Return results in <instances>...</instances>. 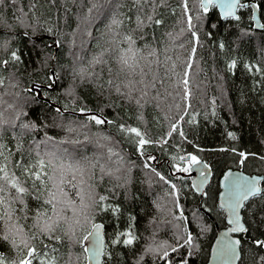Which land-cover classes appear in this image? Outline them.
Masks as SVG:
<instances>
[{"label": "trees", "instance_id": "trees-1", "mask_svg": "<svg viewBox=\"0 0 264 264\" xmlns=\"http://www.w3.org/2000/svg\"><path fill=\"white\" fill-rule=\"evenodd\" d=\"M241 1L256 2L264 23V0ZM188 3L198 41L188 31L183 0H158L154 13L150 5L147 10L163 23L145 27L143 40L136 33L139 45L147 43L158 53L157 57H149L152 76L157 79L143 107L129 103L107 85L104 94H99L98 84L107 81L109 74L102 71L105 66L92 61L108 47L112 33L107 28L110 18L91 19L95 12L88 14V0H17L15 4L5 0L0 5V19L6 21L0 24V61H9L7 65L0 64V120L4 121L0 124V144L13 152L12 161L34 164L38 158L49 160L53 153L59 156L67 149L90 160L99 159L113 173L103 175L99 166L95 169L96 195L106 199L93 212L91 221L76 229L79 242L64 234L66 225L58 232L60 241L50 242L44 236L32 241L37 247H43L41 241L48 245L45 251L55 258L56 264H86L81 238L97 222L105 228L103 264H137L138 260L139 264H165L157 253L145 249L148 245L176 246L177 237L186 235L185 228L195 237V247L172 253V264H177L181 256L189 264H206L217 225H227L225 210L218 205L220 176L228 167L264 173V76L245 67L255 65L264 69V29L253 26L251 6L238 10L240 20L222 18L218 7L210 8L201 23L196 17L203 14L195 0ZM109 7L121 20L134 12L132 0H112ZM85 15H89L90 23L84 20ZM116 31L123 33L126 28L122 26ZM13 51L19 61L12 59ZM232 61H236V66L229 68ZM81 69L86 70L83 76L78 75ZM185 71L192 83L188 98L182 83ZM87 73L99 74V80ZM196 80L200 82L199 91L194 89ZM80 109L91 110L114 123H89L86 117L91 113H82ZM22 123L35 127L22 129ZM85 124L87 127H82ZM121 124L137 127L154 143L146 145L141 155L138 138L122 132ZM173 124L184 133L183 137L179 132L167 136ZM69 128L75 131L70 132ZM72 139L82 143H64ZM109 148L118 156L109 159ZM240 153L246 156L243 163ZM188 155L205 160L213 170L203 195L193 188L190 172L176 171L177 165L188 166L187 159H179ZM120 157L123 163H115ZM146 163L151 169L144 166ZM117 167L120 171H116ZM155 173L170 183L160 180ZM171 184L176 185V190ZM27 203L31 209L28 219L18 222L31 235L37 231L31 227L37 203L30 198ZM15 207L18 209L19 205ZM181 213L184 219H177ZM67 215H72L71 209ZM243 215L250 222L251 235H241L239 264H264V249L253 243L256 238L264 239V229L256 230L253 212ZM129 229L138 238L133 245L111 242L117 233ZM14 231L11 229L10 237ZM15 238L19 244V236ZM53 248L57 250L52 251ZM189 251L191 256L187 255ZM0 252L11 259L22 255L3 240Z\"/></svg>", "mask_w": 264, "mask_h": 264}, {"label": "snow or ice", "instance_id": "snow-or-ice-1", "mask_svg": "<svg viewBox=\"0 0 264 264\" xmlns=\"http://www.w3.org/2000/svg\"><path fill=\"white\" fill-rule=\"evenodd\" d=\"M17 0H12L15 4ZM5 0H0V5H3ZM89 6L87 12L91 15L95 12V15L91 17L92 20L98 17L104 19L110 18V24L107 25L108 32L112 33L111 41L108 47L104 48L100 54L93 58L92 63L103 65L102 71L106 70L109 74L107 81L98 84L99 94L102 96L105 91V85L109 90H113L120 96L124 97L129 103H135L136 105L143 107L144 103L148 102L149 90L156 87V77L152 76L153 68L152 61L149 57H157L158 53L156 49L151 48L145 43L143 46L138 44V38L136 33L139 32V39H144L143 29L145 27H152V25H161L163 21L152 15L147 9L152 5V12H155V6L158 0H132V8L134 12L131 16H125L121 20L109 5L112 0H88ZM196 5L203 15H198L196 20L203 23L204 18L207 16L210 8L219 7L222 10V18L232 17L236 20H240V16L236 15L237 10L241 8L250 7L249 4L241 3V0H195ZM259 7V6H258ZM182 8L186 17V23L188 31L191 36L198 41V33L193 30L196 25L193 23V17L190 14L192 9L189 7L188 0H183ZM25 15H27L25 13ZM89 15H85L84 20L89 21ZM6 21L0 19V24H5ZM135 25V27H131ZM125 27L126 31L121 33L116 29ZM10 28L11 25H8ZM216 27V25H212ZM264 27V25H261ZM183 31V29H182ZM89 35L91 33H88ZM168 35H171L169 33ZM211 35V33H209ZM58 43V42H56ZM219 47L224 48L223 44ZM195 53L196 49H192ZM147 53L145 55L144 53ZM12 59L19 61L20 57L15 51L11 53ZM107 56V59H105ZM168 60L171 57H167ZM9 61H0V64L7 65ZM156 63H160L156 60ZM108 65H112L109 67ZM175 64L172 68L175 69ZM236 61H232L229 68H234ZM191 68V64L187 65ZM249 72L255 70L264 76V69H261L255 65L245 66ZM115 68V71L113 70ZM86 70L81 69L78 75L83 76ZM88 76H96L99 80V74L87 73ZM185 79L182 83L187 86L189 81L187 79L188 72L185 71ZM152 77L149 79V77ZM2 83V80H0ZM185 98L190 97L191 91L185 88ZM82 113H91V110L80 109ZM57 112H60L57 109ZM89 123L95 125H108L113 124L114 121L107 119L103 115H96L91 113L86 117ZM142 119V117H141ZM4 121L0 120V124ZM14 127V125H13ZM22 129H32L35 127L33 124L22 123L20 125ZM87 127V125H82ZM119 128L122 132L134 135L137 139V148L141 155L144 154L145 146L154 143V141L146 139L145 135L137 127H129L121 124ZM69 131H75V129L69 128ZM173 132H179L183 137L184 133L180 131L176 124L172 125L171 130L167 133V136H171ZM233 139L234 134L228 133ZM88 137L85 135V141ZM108 139V137H103ZM164 143H167V139H164ZM72 145H79L82 142L78 139H72L65 141ZM22 147V145L20 146ZM109 159L112 156H118V153L114 152L111 148L108 149ZM24 153L21 152V156ZM242 159L241 163L246 158L244 153H240ZM13 152L7 149V146L0 144V240L7 241L13 248H16L18 252L22 253L17 259H11L7 255L0 253V264H33L34 261L37 264H56L54 257H50L49 253L45 251L48 245L43 244V247L35 246L32 241L38 239L39 236L46 237L51 241H60L62 237L58 235V232L62 229V225H66L65 235L69 240L73 242H79L76 236V229L83 228L85 224L89 223L92 218L93 212L102 207L101 202L106 198L103 195L97 196L95 192L96 187V173L97 166L100 167V171L103 175L111 176L112 170L105 168L100 164L99 159L90 160L86 156H81L69 152L67 149L63 150V153L57 156L52 154V158L45 160L44 158H38L34 164H26L22 160L12 161L11 157ZM152 159V157H148ZM181 161L185 160V157H179ZM117 164L123 163V158L120 157ZM201 161L195 156L190 155L187 160V167L176 166L177 172L187 173L190 172L194 165L200 164ZM146 168L151 169L150 164L144 165ZM205 167H207L205 165ZM154 171V169H152ZM116 171H120L117 167ZM159 176L160 180L165 183H170L164 176H160L159 173H155ZM25 177V180H21V176ZM201 176L206 174L201 171ZM117 179H120L117 177ZM227 181V199L229 201V207L232 211L233 218L229 220L232 225L229 228L230 233H242L251 235V229L248 226L249 220L243 215L247 212H253L256 217L255 224L256 230L264 229V182L256 178H249L245 176L231 177V174L225 177ZM173 190H176V185H170ZM71 190V191H69ZM34 199L37 203V208L33 216L32 228L36 229L31 235H28L24 231V226L19 224L20 219H28V213L31 209L28 206L27 200ZM19 205L17 209L15 206ZM71 209L72 215L68 216L67 212ZM119 209H114L118 211ZM23 213L22 216H17L16 213ZM177 219H184L182 213ZM92 227L95 232H88L81 239L89 241L90 237L95 239L90 241L89 247H84L85 253H91L92 259H98L101 255L99 247V230L101 225L93 224ZM11 229H15L14 233L10 232ZM186 235L178 236L176 246H170L166 244H160L156 247L148 245L145 252L157 253L159 259L163 260L165 264H172L175 257L171 256L172 253H179L180 249L188 247L192 249L195 247V237L188 232L187 229H183ZM227 235V234H226ZM16 236H19V244L16 241ZM123 237V239H121ZM138 238L134 236L131 229L125 232H119L115 238L111 241L113 244H123L124 246L133 245L134 241ZM241 239H225L221 241V247L218 249L219 256L226 262L234 261L238 258L237 247L241 245ZM254 245L257 248L264 249V239L256 238L253 240ZM57 249L53 248L52 251ZM188 256L192 255V251L187 253ZM141 256L139 259H142ZM264 260V257H261ZM139 264V260L137 261ZM177 264H189V261L181 256V259Z\"/></svg>", "mask_w": 264, "mask_h": 264}, {"label": "water", "instance_id": "water-1", "mask_svg": "<svg viewBox=\"0 0 264 264\" xmlns=\"http://www.w3.org/2000/svg\"><path fill=\"white\" fill-rule=\"evenodd\" d=\"M241 3H244L241 1ZM244 4H249L252 7V19L254 23V27L258 29H263L264 27H261V25H264L260 13V8L258 5L254 2H245ZM220 15L222 16V10L218 7ZM236 15H238V10L236 12ZM190 155L186 156L185 159H188ZM201 163L194 165L190 171V177H191V184L196 192H198L200 195H203L208 184L211 181L212 178V168L209 164L205 162V160L200 159ZM205 165L207 167H205ZM203 171L206 176H201L200 173ZM231 174L232 178L238 177V176H245L249 178H256L258 180L263 181L264 174L261 173H249L245 171L242 167H229L227 168L224 173L222 174L220 178V191L218 193V205L225 210L226 213V222L227 225L220 227L217 225L216 228V235L212 242L211 248H210V254L209 258L207 260L206 264H226V262L219 256L218 249L221 247V241L225 239L235 240V239H241L242 233H230L228 230L232 227V225L229 223V220L233 218L232 211L229 207V201L227 199V181L225 180V177ZM96 225H101V228L99 230V247L101 255L98 259H92L91 253H86L87 255V261L86 264H103V256L106 249V237H105V228L104 224L102 222L95 223ZM89 232H95V229L92 227ZM227 234V235H226ZM95 239V237H90L89 241H84V246L89 247L90 241ZM242 240V239H241ZM2 253V252H0ZM237 254L238 258L234 261L227 262V264H239L240 258H241V245L237 247Z\"/></svg>", "mask_w": 264, "mask_h": 264}, {"label": "rangeland", "instance_id": "rangeland-1", "mask_svg": "<svg viewBox=\"0 0 264 264\" xmlns=\"http://www.w3.org/2000/svg\"><path fill=\"white\" fill-rule=\"evenodd\" d=\"M185 79V78H184ZM187 79H188V81H189V83H188V85L187 86H185V88H188V89H190V91H192V86H191V80H190V75H188L187 76ZM195 83V86H194V89L196 88V89H198V91L200 90V88H201V86H200V82L198 81V80H196V82H194ZM197 84H199V86H197ZM195 89V90H196ZM167 91V90H166ZM197 91V92H198ZM168 94H169V92H168ZM203 95V94H202Z\"/></svg>", "mask_w": 264, "mask_h": 264}, {"label": "bare ground", "instance_id": "bare-ground-1", "mask_svg": "<svg viewBox=\"0 0 264 264\" xmlns=\"http://www.w3.org/2000/svg\"><path fill=\"white\" fill-rule=\"evenodd\" d=\"M245 3V2H244ZM254 3H256V2H254ZM257 4V3H256ZM258 5V4H257ZM259 6V5H258ZM260 8V7H259ZM252 21H253V19H252ZM253 26H254V23H253ZM264 29V28H263ZM211 167V166H210ZM229 168V167H228ZM212 173H213V170H212ZM224 173V172H223ZM261 174H264V173H261ZM222 176V175H221ZM221 176H220V178H221ZM212 177H213V174H212ZM212 179V178H211ZM263 181H264V179H263ZM262 181V182H263Z\"/></svg>", "mask_w": 264, "mask_h": 264}, {"label": "flooded vegetation", "instance_id": "flooded-vegetation-1", "mask_svg": "<svg viewBox=\"0 0 264 264\" xmlns=\"http://www.w3.org/2000/svg\"><path fill=\"white\" fill-rule=\"evenodd\" d=\"M219 181H220V179H219ZM219 183H220V182H219ZM225 226H226V225H225ZM241 235H242V234H241ZM241 256H242V254H241ZM241 260H242V259L240 258V262H241ZM240 262H239V263H240Z\"/></svg>", "mask_w": 264, "mask_h": 264}]
</instances>
